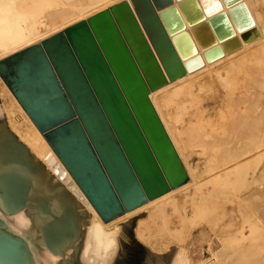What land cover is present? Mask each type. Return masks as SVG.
<instances>
[{
	"label": "water",
	"instance_id": "1",
	"mask_svg": "<svg viewBox=\"0 0 264 264\" xmlns=\"http://www.w3.org/2000/svg\"><path fill=\"white\" fill-rule=\"evenodd\" d=\"M132 1L136 15L121 0L0 58V76L105 221L188 179L148 98L163 76L139 21L170 78L203 63L187 24L207 60L241 44L221 8ZM0 264H35L1 220Z\"/></svg>",
	"mask_w": 264,
	"mask_h": 264
},
{
	"label": "bare ground",
	"instance_id": "2",
	"mask_svg": "<svg viewBox=\"0 0 264 264\" xmlns=\"http://www.w3.org/2000/svg\"><path fill=\"white\" fill-rule=\"evenodd\" d=\"M119 1L121 0H0V58L20 48H23L29 44L38 42L44 39L45 37L51 35L52 33L60 29H63L66 26L78 20L87 19L92 14L104 8H110L112 4ZM125 1L129 4V6L136 15V12L133 8V1L132 0H125ZM210 1L199 0L201 5L205 9L206 13H210V11H214L220 8L224 10L223 9L224 6L221 0H212L211 2ZM223 1L225 5H227V10L229 12H227V10L224 11L234 31L236 28H238L241 31L242 29H245L246 27L250 26V23L253 25L254 22L251 18L252 15L249 14L250 12H248L247 9L248 7L246 8V5L242 0H223ZM238 1L240 2L235 3ZM248 1H249L248 3L251 4L250 0ZM239 8L244 12V14H242L243 13L242 12L240 13L241 14L240 15L237 12V9ZM241 10L238 11L241 12ZM254 10L252 12H254ZM228 13L231 14L229 15L230 17L232 16L231 19L232 21L234 20L233 22H235L236 25L234 26L235 27L237 26L236 28H234V26L232 25ZM254 15L256 16V14ZM241 16H243L242 17L243 19L244 17L246 19L243 20L242 18H240ZM258 16L260 17V15ZM256 18L258 20V17ZM259 20L262 19L259 18ZM139 24L141 26V29L143 30L144 35L146 36L147 33L143 28L142 24L140 23V21ZM261 24L263 23L261 22ZM261 24L260 26L262 28L263 25ZM256 26H252L249 28L251 29V32L247 38H243V37L241 38H243L244 41L247 42L253 40L254 37H257V35L259 36L258 29ZM240 31L237 32L241 33ZM261 32L264 31L262 30ZM192 33L194 34V32ZM194 39H196V37ZM243 43L245 42L242 41L240 45H242ZM258 44L260 45V43ZM201 47L202 46L200 45V48ZM254 47H257V45ZM260 47H262L261 50L263 51L264 45ZM152 49L155 50L154 46L152 47ZM240 49L241 48H239V51ZM229 50H224V51L227 52ZM246 50L250 51L249 49ZM242 51L243 49H241V52ZM231 53L229 52V54ZM233 53H235V51ZM239 53H237V55ZM163 55L165 57H168L167 51L166 52L164 51ZM158 59L161 61L159 56ZM158 59L157 62L163 76V81L159 86L149 89L148 91L149 100H150L149 96L151 91L158 89L159 87L164 85L167 81L161 69ZM235 59L232 58V60ZM234 63L237 64V60ZM241 63L242 62H240V64ZM231 64H232V68L231 67L229 68L228 66L229 69H233V66L236 65V64L234 65L233 62ZM231 64H226V65H231ZM190 73H191V69L187 70V73L184 76L180 74L174 78H170L168 73L167 75L169 79L172 80L175 78L178 79V77L181 75L184 78H186V76H190ZM181 81L182 80H180V82ZM178 82L179 81H177V83ZM0 86L3 90V93L0 92V220L3 222L4 228L21 236L27 242V245L29 247V250L31 252L35 264H222V262H224V256L221 255L222 251H220L219 249L223 241L215 242L214 245H216V247L214 249H211L208 254H206L205 251L198 252L192 249L191 246L190 247L184 246L181 248H179L178 246L177 247L173 246L170 247L169 252H166L167 248H169V244H170L169 241L171 240L167 236V232L161 229L160 224L162 221L165 224L167 218L173 216L174 213L178 211L180 208L181 209L183 208V210L185 209L189 210L190 208H188V206L183 207L182 203L185 202H189L188 204L191 203L194 204L191 205L194 209H196L195 211H192L194 212L193 215H195L196 211H200L201 209L203 211H201L200 213L203 212L204 214V212L209 209L208 207L209 205L203 204L201 202L205 200L206 201L204 203H206L209 200L212 201V203L210 202L211 204L218 202L217 197L222 193L224 189V185H223L224 181L229 183L234 176L240 173L243 174V171L246 170V167H248L249 164H252V166L254 163L257 164L260 158L264 157V144H262L259 141L262 145L259 146L256 143L254 145H257L258 147L256 146L255 148L248 145L250 148L252 147V149L250 150L248 149L244 152L240 151L243 153H241L238 156L237 155L232 156L234 159L230 158L231 161L229 160V163L227 162V165L222 164L221 166L219 165V167H214L212 165L213 167L212 166L209 167L208 169L210 168L212 169V173H211L212 176L210 177L211 179L208 180L217 185L219 184V186L217 187L212 186L211 188L206 189V191L205 188L199 189L200 191L201 190L204 191L203 192L204 198H202L203 201L201 202H199V200H196L197 195L195 196L196 198L193 197L191 199H186V197L183 198L180 196H174L171 197L170 199L166 198V200L161 199V195L189 181V174L186 168L184 167L188 174V179L185 182L177 186L171 187L165 192L155 197L147 198L141 204L131 209L125 210L123 213L116 215L113 218L105 221L101 218L97 210L94 208V206L91 204L87 196L84 194L82 189L75 181V179L72 177L69 170L66 168V166L63 164V162L58 157L56 152L53 150V148L51 147V145L49 144L43 133L38 129L35 123H33V120L30 118L28 113L22 107L20 102L17 100V98L12 93V91L7 86V84L5 83V81L1 76H0ZM256 88L258 87L256 86L255 89ZM169 90H167L168 91L167 95H170L169 93L171 92L175 93L176 91V90L175 91L173 90L169 91ZM257 90H259L260 93H262L263 89L260 90L258 88ZM192 94H196V93H192ZM251 95L253 96V94ZM254 95L256 96L255 101H257V104H259L258 102L262 100L261 103L264 105L263 103L264 100L263 98H261L262 96L264 97V94L261 97H259L261 98L259 101H258L259 99L258 96L256 94ZM181 103L183 102L181 101ZM253 104L254 103H252L251 105ZM194 113H196V111H194ZM230 120L231 119H229V121ZM246 120L247 119H245L244 121ZM172 124L170 122L168 123L165 122V125L167 126L168 130L169 131L174 130V132L171 133L175 135L176 132ZM243 125L244 123L242 125L240 124L239 127L242 126L241 128H243ZM166 126L163 125L164 129L166 128ZM262 127L264 128V124ZM194 128H195V124H192V122L189 124L184 123L182 134L189 133ZM247 128L246 131L249 130V129L247 130ZM224 130L226 133V129ZM235 130H237L236 127ZM227 133L229 132L227 131ZM179 134L181 133L179 132ZM259 134L260 132H258V135ZM234 135L238 136V133L236 132ZM242 135L246 136V134H242ZM247 135L249 134L247 133ZM223 136L225 135H222V137ZM228 136L230 137V135ZM254 136L256 135H253V137ZM249 137L250 136H248V138ZM233 138L235 139L236 137ZM237 138H241V137H237ZM237 138L235 140H237ZM239 140L241 141V139ZM249 140L253 141L252 138ZM223 142H226V140ZM238 142L239 141L237 140V143ZM237 143L235 142L236 145ZM238 144L241 145V143ZM224 151H226V149ZM227 152L228 151L225 152L224 154L225 156ZM214 155L216 154H213V157ZM205 160L207 161L205 162V164L207 163V167L210 166L211 165L210 162L212 160L208 161V157L205 158ZM207 203L210 204L209 202ZM205 205L208 208L205 207ZM204 207L206 209H204ZM197 217H199L200 219V216ZM194 218L196 219V217ZM113 219L114 222H112L111 224H107V222H110ZM251 222L252 221L250 222L247 221L246 228L243 226L245 225L244 223H242L243 225L241 224L242 225L241 234H243L245 237H249L248 244H250L251 247H255L257 245L260 246L259 242H262L264 240V237L259 236L258 239L257 238L254 239L255 237L251 236L252 235L251 233L253 232V229L251 231L250 230L251 228L249 227L251 225ZM215 225L217 226V224ZM181 229L182 227L179 228L177 232L182 231ZM197 232H199V235L196 234L197 236L194 237L193 239L194 241L204 239L210 233L209 231H207L206 227L205 229L202 228ZM258 232L260 233V235H262V232L254 231V233L257 234ZM210 254L211 256L208 257V255ZM227 255L229 256V259H232L237 254L236 252L233 251V252H228Z\"/></svg>",
	"mask_w": 264,
	"mask_h": 264
},
{
	"label": "rangeland",
	"instance_id": "3",
	"mask_svg": "<svg viewBox=\"0 0 264 264\" xmlns=\"http://www.w3.org/2000/svg\"><path fill=\"white\" fill-rule=\"evenodd\" d=\"M207 1H210V0H207ZM221 1L223 3V6H224L223 9L227 10V5H225L223 0H221ZM242 1L245 3L246 8L248 7L247 9H248V12H250L249 14H251L253 16V17L251 16V18H252L254 23H253V25L250 23V26H248L245 29H242L240 31L238 28H236L237 26L236 27L234 26L236 24H235V22H233L234 20L232 21V19H231L232 16L230 17L231 14L228 13V16L232 22V25L234 26V28H236L235 33L237 35H239L238 36L239 38H241L242 36H241V33H238L239 31L242 32L244 30L249 29L252 26L258 25L259 23L261 24V22H262L263 24H261V25H263L262 26L263 29L261 28L260 24L258 26H256L258 29L259 36L257 35V37H254L253 40H250L247 42L244 41L243 38H241L240 42L242 43V41H243L245 43L237 46L238 48L237 47L233 48V49H231L232 51L231 50L227 51L228 53L226 51H224V53L226 52L225 54L223 53L222 55L218 56L217 58H215L213 60H207L202 55L203 48L202 47L200 48V44H199L197 38L194 39L196 36L194 37V34L192 33V32H194L193 29L191 28L190 25L187 24L186 27L189 29L191 35H193L192 38L196 44L197 51L199 53H201L202 58L204 60L202 59L203 63L201 66H197V67L191 69V73H190L191 77L186 76V78H188V77H190V78L186 79L183 77L187 73V70L185 71L184 74H182L183 76L182 75L179 76L178 79L182 80L181 82L177 78L172 79V80L169 79L166 70L164 69L161 61L158 59L157 52H155V50L152 49L153 44H152V42H150L151 40L148 39L147 35L145 36L146 40L148 41V44L149 43L151 44V45L149 44V46H150L152 52L154 53V55L156 56V58L158 59L160 66H161V69H162V71H163V73L167 79V81L164 85H162L158 89L151 91L149 97H150V100H151L152 104L154 105L163 125L164 126L167 125V124L165 125V122L166 123L170 122L171 124L173 123L172 126L174 127L175 132H176L175 135L173 133H171V132H174L173 129H172L173 131H169L167 126H166L167 129L166 128L165 129H166V131H167V133H168V135H169V137H170V139H171L182 163L184 164V167L186 168V170L189 174V181L188 182H186L185 184H183L177 188H174V189L168 191L167 193L161 195V199L166 200V198L170 199L171 197H174V196H180L183 198L186 197V199H191L193 197L194 198L197 197L196 200H199V202L203 201L202 198H204V194H203L204 191L203 190L200 191L199 189L205 188V191H206V189H209L212 186L213 187L219 186V184L217 185V184L212 183L211 181L208 180V179H211L210 177L212 176L211 175L212 169L211 168L208 169L209 167H211L212 165L214 167H219V165L221 166L222 164L227 165V162L229 163V160L231 161L230 158L234 159L232 156H235V155L238 156L241 153H243L244 151H246L248 149L249 150L252 149V147L255 148L257 145H254V144H256V143L259 146L264 144V133H263L264 128L262 127L264 124V111H263L264 105L261 103L262 100L260 102H258L259 104H257V101H255L256 96L254 95V94H256L259 98L264 94V56H263L264 50L262 51L261 50L262 47H260V46L264 45V32H261L262 30L264 31V0H250L252 5L250 3H248L249 2L248 0H245V1L242 0ZM239 2L240 1L235 2V3H239ZM250 6L253 8H251ZM249 9H250V11H249ZM252 9L253 10L255 9L254 12L255 11L256 12L255 13L252 12L253 11ZM179 10H180V8H179ZM238 10H241V9L240 8L237 9V12L239 14L243 12L242 10H241V12H239ZM227 12H229V11L227 10ZM242 14H244V12ZM254 14H256V16ZM258 15H260V17ZM242 17L243 16H241L240 18H242ZM256 17H258V20ZM259 18L262 20H259ZM244 19H246V18L244 17ZM256 21H258V22H256ZM261 33H263V34H261ZM246 43H247V45H246ZM258 43H260V45ZM244 44H245V46H244ZM256 45H257V47H254ZM244 47L246 49H249V50L251 48L252 49L250 51H248ZM239 48L243 49V51L241 52V49L239 51ZM263 49H264V47H263ZM236 50H237V52H236ZM234 51H235V53H233ZM229 52L230 53L232 52L233 54L232 53L231 54L233 56L231 54H229ZM237 53H239V54L237 55ZM252 53L254 56L252 55ZM232 58L233 59L236 58V59L232 60ZM222 60H224V61H222ZM229 60L231 63L233 62L234 65L236 64L234 62L237 60V64H236L237 66L235 65V66H233V69H229L230 67L232 68V64L229 62ZM240 62H242V63L244 62L243 65H242V63L240 64ZM226 64H231V65H226ZM224 66H227V67H224ZM228 66H229V68H228ZM177 81H179L180 83L179 82L177 83ZM190 81H191V83H190ZM244 82H246V83H244ZM262 84H263V86H262ZM172 85H173V87H172ZM205 85H207V86H205ZM255 85L260 90L263 89L262 93H260V91L257 90L258 88L255 89V87H256ZM246 86H248V87H246ZM210 87H212V88H210ZM168 88L171 90H169ZM166 89L169 91H172V90L173 91L176 90V91H175V93L171 92V93H169L170 95H167L168 91ZM246 89H249L250 91L246 90ZM0 92L3 93L1 86H0ZM247 92H248V94H247ZM192 93H196L197 95L192 94ZM251 94H253V96H255V97H253ZM246 98H247V100H246ZM261 98H263V100H264L263 96ZM261 98H259L258 101ZM181 101L183 103H181ZM185 101H186L187 105L185 104ZM249 101H250V103H249ZM251 102L254 103L255 105L254 104L251 105L252 104ZM263 103H264V101H263ZM260 104H262L263 106ZM188 106L190 109L188 108ZM183 108H185V109H183ZM186 109H188V110H186ZM194 111H196L197 116H196V113H194ZM192 116H194V117H192ZM183 118L185 121L183 120ZM229 119H231V120L229 121ZM232 119H233V121H232ZM245 119H247V120L244 121ZM196 121H197V124H196ZM191 122H192V124H195V128L189 133H183L182 134L183 124L184 123L189 124ZM243 123H244L243 128H241L242 126L239 127V125L240 124L242 125ZM208 124H209V126H208ZM210 124H211V126H210ZM214 124H216V125H214ZM249 125H250V127H249ZM220 126H221V129H220ZM223 126H224V128H223ZM211 127H213V128H211ZM235 127L237 130H235ZM231 128H233V129H231ZM246 128H247V130L249 129L250 131L249 130L246 131ZM224 129H226V133H225ZM227 131L229 133H227ZM241 131H242V133H241ZM179 132L181 134H179ZM236 132L238 133V136L234 135ZM249 132H251V133H249ZM258 132H260L259 135H258ZM261 132H262V135H261ZM247 133L249 135H247ZM242 134H246V136L242 135ZM252 134L256 135V136L253 137ZM222 135H225V136H223L224 138L222 137ZM228 135H230V137ZM232 136L236 137V138L241 137V138H237V140L239 141L238 143H241V145L238 144L237 140H235L236 138L234 139ZM248 136H250V137L248 138ZM251 138L253 139V141L249 140ZM261 138H262V140H261ZM239 139H241V141ZM225 140H226V142H223ZM234 141L237 143V145L235 144ZM248 145L252 146V147L250 148ZM220 146H222V147H220ZM227 146H228V148H227ZM233 146H235V147H233ZM244 146H245V148H244ZM218 147L220 148V150ZM215 148H216V150H215ZM234 148H236V149H234ZM225 149H226V151H228L226 153V156L224 155L226 152V151H224ZM231 149H232V151H231ZM238 151H239V153H238ZM240 151H243V152H240ZM213 154H216V155H214V157H213ZM229 154H231V155H229ZM209 156H212L213 158L209 157ZM207 157H208V161L209 160L213 161V162L212 161L210 162L211 165L208 167H207V163L205 164V162H207L205 160V158H207ZM219 157H220V159H219ZM227 157H229V158H227ZM262 159H264V157L260 158V160L257 162V164L254 163L253 166H252V164H249L248 167H246V170L243 171V174L240 173V174L234 176L233 179H231L229 183L225 182V181H224V183L222 182L224 185V189H223L222 193L220 195H218V197H217L218 202L211 204L212 201H210V200L207 201L209 203L211 202L210 203L211 205L208 204L207 202L204 203L206 200L201 202L203 204L209 205L208 206L209 209L207 211H205L204 214H203V212L200 213L201 211H203L201 209L200 211H196L195 215H193L194 212H192V211H195L196 209H194L191 205H194V204H192L191 202H190L191 204H188L189 202H185V203H182L183 207L188 206V208H190L189 210H186V209L183 210V208L182 209L180 208L178 211H176L174 213L173 216L167 218L165 224L162 221L160 224L161 229H163L165 232H167V236L171 240V241H169L170 242L169 248H167L166 252H169L170 247H173V246H176V247L178 246L179 248L184 247V246H188V247L191 246L192 249H194L198 252L205 251V253L208 254L211 249H214L216 247V245H214L215 242H217V241L222 242L223 241L222 245H220V248H219L220 251H222L221 255L224 256V262H222V264H264V240L262 241L263 243L259 242L260 246L257 245L255 247H251V245L248 244L249 243V237H245L243 234H241V228L243 225L242 223L245 224L243 226L246 228L247 221H249V222L252 221L251 225L249 226L251 228V229L249 228L251 231L253 229L251 236L255 237L254 239H256V238L258 239L259 236L264 237V160H262ZM254 169H255V171H254ZM244 173H245V175H244ZM204 181L206 182V184ZM201 195H203V196H201ZM184 204H185V206H184ZM205 207H207V206L205 205ZM205 207H204V209H206ZM212 208L216 209L217 212H216V210H214ZM187 216H188V218H187ZM197 216H200V219ZM194 217H196V219ZM191 219L193 220V223H192ZM190 221H191V223H190ZM112 222H114V219L110 222H107V224H111ZM215 224H217V226ZM181 227H182V229H181L182 231H179L180 233L177 232V230H179V228H181ZM205 227H206L207 231L210 232L208 234V236L204 239L194 241L193 240L194 237L199 235V232H197V231L201 230L202 228L205 229ZM253 227H255V228H253ZM237 228H238V230H237ZM254 231H256V232L260 231V232H262V235H260L259 232H258V234L254 233ZM257 235H258V237H257ZM169 242H166V243H169ZM233 251L236 252L237 255L234 256L232 259H229V256L227 254H228V252H233ZM209 256H211V254L208 255V257Z\"/></svg>",
	"mask_w": 264,
	"mask_h": 264
}]
</instances>
